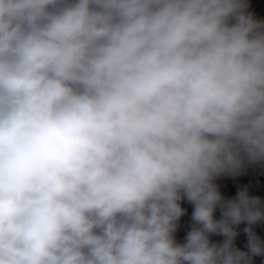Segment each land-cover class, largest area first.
Here are the masks:
<instances>
[{
  "label": "clouds",
  "instance_id": "9594fccd",
  "mask_svg": "<svg viewBox=\"0 0 264 264\" xmlns=\"http://www.w3.org/2000/svg\"><path fill=\"white\" fill-rule=\"evenodd\" d=\"M247 9L0 0V264L264 256L261 199L215 182L264 164V21ZM185 199L198 226L179 243Z\"/></svg>",
  "mask_w": 264,
  "mask_h": 264
},
{
  "label": "trees",
  "instance_id": "16d2710c",
  "mask_svg": "<svg viewBox=\"0 0 264 264\" xmlns=\"http://www.w3.org/2000/svg\"><path fill=\"white\" fill-rule=\"evenodd\" d=\"M248 11L253 16L264 21V0H248ZM219 186V190L226 199H232L236 196L239 190L247 188L249 195L257 196L261 199L262 205H264V174L261 177H256L255 165H251L245 169V171L238 176H230L222 179H216L215 181ZM181 206L185 209L184 215L178 222V236L176 237L177 242H185L187 233L195 225L192 220V212L194 210L193 205L186 199L181 202ZM217 219L221 217V212L218 209L215 213ZM245 227H248L247 223H242L236 227L238 232L235 238L234 244L237 248L246 251L247 250V234L243 231ZM255 233L264 240V221L258 222L253 225ZM212 242L223 243L225 237L222 235L213 234L211 237ZM254 264H264V256L254 257Z\"/></svg>",
  "mask_w": 264,
  "mask_h": 264
},
{
  "label": "built area",
  "instance_id": "2783aa9c",
  "mask_svg": "<svg viewBox=\"0 0 264 264\" xmlns=\"http://www.w3.org/2000/svg\"><path fill=\"white\" fill-rule=\"evenodd\" d=\"M248 3V0H246ZM256 177H261L264 174V164H255Z\"/></svg>",
  "mask_w": 264,
  "mask_h": 264
},
{
  "label": "rangeland",
  "instance_id": "374dc122",
  "mask_svg": "<svg viewBox=\"0 0 264 264\" xmlns=\"http://www.w3.org/2000/svg\"><path fill=\"white\" fill-rule=\"evenodd\" d=\"M230 176H232V175H222V176H220V177H218L217 179H222V178H227V177H230ZM178 234H179V232H178V230L176 231V233H175V238L178 236Z\"/></svg>",
  "mask_w": 264,
  "mask_h": 264
}]
</instances>
